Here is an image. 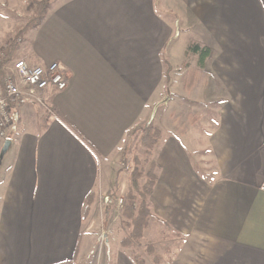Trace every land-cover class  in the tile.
Returning a JSON list of instances; mask_svg holds the SVG:
<instances>
[{
    "label": "crops",
    "instance_id": "obj_1",
    "mask_svg": "<svg viewBox=\"0 0 264 264\" xmlns=\"http://www.w3.org/2000/svg\"><path fill=\"white\" fill-rule=\"evenodd\" d=\"M17 42L16 59L60 63L69 86L46 106L11 107L0 264H82L100 234L92 226L100 192L127 172L119 160L130 131L162 102L176 103L184 81L188 94L216 105L202 146L214 169L195 173L183 135L164 132L152 151V219L183 239L168 264H264V0H52ZM194 43L211 50L202 67L197 56L188 61ZM7 45L0 40V58ZM192 72L198 80L187 89ZM118 252L117 264H134Z\"/></svg>",
    "mask_w": 264,
    "mask_h": 264
},
{
    "label": "rangeland",
    "instance_id": "obj_2",
    "mask_svg": "<svg viewBox=\"0 0 264 264\" xmlns=\"http://www.w3.org/2000/svg\"><path fill=\"white\" fill-rule=\"evenodd\" d=\"M19 1L20 0H17L13 7L8 0H0V20L2 22L0 40L5 44H9V42L15 38L14 36L16 33L20 32L21 29H25L31 25L28 28V30H30L34 26V22L31 21L32 13L24 9L26 6H30L31 2L34 0H27V5L24 3L25 0L21 1L23 3ZM192 37L194 38L195 36ZM178 46L181 47L179 43ZM179 52L181 54L179 59H182V56L185 59L186 57L183 55L182 47ZM189 56H191L188 59L190 62L192 61L191 58L197 55L189 54ZM198 61L199 58H197L196 62ZM183 71L184 67L180 66L179 77L181 78H178V81L183 80L184 76L183 78L181 76ZM192 76L195 77L196 72H192ZM166 80L168 79L166 78ZM184 83L182 84V87L178 88L176 103L168 105V103L162 102L158 110L156 109L157 111L154 112V119L152 118V120L136 126L132 132L130 131L128 150L124 154L122 160H119V163L121 162L120 166L126 168L127 172H120V175L118 176L113 173L112 176H114V180L118 182L117 185H107L100 192L98 215L92 225L93 229H96L97 231L99 229L100 234L97 243H92V248L90 252L85 255L82 264H117L119 250H121V253L124 255H128L132 261L134 252H136L144 257L146 264H157L154 262L153 257L146 253V247L149 242L155 244L157 254L165 260L166 264H168V262L173 260L172 256L181 249L183 239L178 238L176 233H171L169 225L166 223H158L154 219H151L148 228L145 230L140 245H135L132 250H125L126 248L124 249V247L122 249L121 241L129 231L124 226V219L120 216L119 200H124L127 194L128 185H126V182L129 181V174L134 167L136 169V166H139V170L137 169L138 171L141 169L148 172L154 162L152 154L153 150L150 151L139 142L143 134V129H145L147 126L146 124L148 123H151L156 130L160 131L161 137L164 132L167 136L171 134L183 135L180 142L184 145L185 150L187 151V157L195 173L204 176L203 174H206L207 170L210 172L213 171L214 166L212 159L209 157L207 162L202 158V156L208 153L207 149L202 146L206 143L207 127L205 122L207 120L215 122L218 117L216 109L213 108V106L216 105H207L206 103H203L201 101L203 99L200 100L195 91L188 94L183 87ZM189 88L187 87V89ZM164 101H168L167 98ZM14 157L8 155L6 160ZM135 158L138 160V165L135 163ZM205 163L208 164V168L204 166ZM118 166L117 168H119ZM145 171L143 173H145ZM145 180V178L142 179L141 183L145 182ZM109 199L116 203V209L114 210L110 221L106 222L104 209L107 200ZM103 231L105 232L106 237H102Z\"/></svg>",
    "mask_w": 264,
    "mask_h": 264
},
{
    "label": "trees",
    "instance_id": "obj_3",
    "mask_svg": "<svg viewBox=\"0 0 264 264\" xmlns=\"http://www.w3.org/2000/svg\"><path fill=\"white\" fill-rule=\"evenodd\" d=\"M52 0H34L31 2L28 11L32 13V20L34 22L33 28L37 27L46 16L48 11V5ZM31 26V25H30ZM29 26V27H30ZM29 27L22 29L15 38L7 45L4 49V56L0 58V85L3 84L5 78V67L8 66L15 59V52L18 47V39L22 38ZM189 54L197 55L199 58L198 65L202 67L205 61L211 55V50L208 47H202L199 44H190L187 52ZM166 78L169 79L171 68L168 63ZM197 76H191L186 82V87L191 89L197 82ZM11 107H16L13 101L10 102ZM147 126L143 129V134L140 139V143L148 148L150 151L153 150L160 142L161 134L159 130H156L151 123L146 124ZM135 163L138 165V160L135 158ZM139 170V166L131 171L129 174L127 194L124 198V203L120 207L119 212L121 218L124 219V226L129 233L123 237L121 241L122 249L132 250L135 245H140L144 237V232L148 228L149 223L152 219V212L150 209L149 200L153 194L154 186L156 184L155 165L152 163V167L148 172L145 170ZM145 171V173H143ZM146 179L145 182L141 183L142 179ZM96 200V193L92 192L88 195L85 207V217L87 218L94 202ZM116 209V203L113 200H107L104 209L105 221H110L114 210ZM146 253L153 257L155 263L160 264L163 259L157 254V248L155 244L149 242L146 247ZM134 264H146L144 257L141 254L134 252L133 256Z\"/></svg>",
    "mask_w": 264,
    "mask_h": 264
},
{
    "label": "built area",
    "instance_id": "obj_4",
    "mask_svg": "<svg viewBox=\"0 0 264 264\" xmlns=\"http://www.w3.org/2000/svg\"><path fill=\"white\" fill-rule=\"evenodd\" d=\"M69 86V75L58 62L47 66H33L24 59H16L5 67V78L0 85V159L13 126L11 105L20 108L23 104H47L51 92H63ZM123 199L119 200L122 207Z\"/></svg>",
    "mask_w": 264,
    "mask_h": 264
},
{
    "label": "water",
    "instance_id": "obj_5",
    "mask_svg": "<svg viewBox=\"0 0 264 264\" xmlns=\"http://www.w3.org/2000/svg\"><path fill=\"white\" fill-rule=\"evenodd\" d=\"M11 145V141L8 140L5 144V147L3 148L2 152H1V158L5 155V153L9 150Z\"/></svg>",
    "mask_w": 264,
    "mask_h": 264
}]
</instances>
